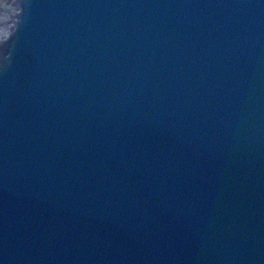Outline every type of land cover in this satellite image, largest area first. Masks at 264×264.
I'll use <instances>...</instances> for the list:
<instances>
[{
    "label": "water",
    "instance_id": "obj_1",
    "mask_svg": "<svg viewBox=\"0 0 264 264\" xmlns=\"http://www.w3.org/2000/svg\"><path fill=\"white\" fill-rule=\"evenodd\" d=\"M0 264H264V0H0Z\"/></svg>",
    "mask_w": 264,
    "mask_h": 264
}]
</instances>
